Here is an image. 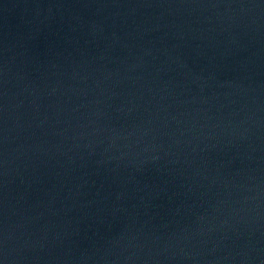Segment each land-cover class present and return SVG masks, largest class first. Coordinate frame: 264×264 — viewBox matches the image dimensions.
<instances>
[{
    "label": "water",
    "instance_id": "obj_1",
    "mask_svg": "<svg viewBox=\"0 0 264 264\" xmlns=\"http://www.w3.org/2000/svg\"><path fill=\"white\" fill-rule=\"evenodd\" d=\"M0 264H264V0H0Z\"/></svg>",
    "mask_w": 264,
    "mask_h": 264
}]
</instances>
